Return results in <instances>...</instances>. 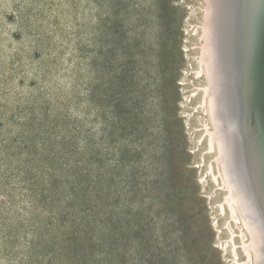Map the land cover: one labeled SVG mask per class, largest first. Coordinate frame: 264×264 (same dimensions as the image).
<instances>
[{
	"label": "rangeland",
	"instance_id": "obj_1",
	"mask_svg": "<svg viewBox=\"0 0 264 264\" xmlns=\"http://www.w3.org/2000/svg\"><path fill=\"white\" fill-rule=\"evenodd\" d=\"M210 18L207 0H0V264L252 258L198 110Z\"/></svg>",
	"mask_w": 264,
	"mask_h": 264
},
{
	"label": "bare ground",
	"instance_id": "obj_2",
	"mask_svg": "<svg viewBox=\"0 0 264 264\" xmlns=\"http://www.w3.org/2000/svg\"><path fill=\"white\" fill-rule=\"evenodd\" d=\"M241 1L242 2L240 3L239 0H236V2L235 0H207L211 10L210 20L214 18L216 22H213V26L211 25V27H209V33L207 32V34H205L207 35L206 37L209 48L206 47L207 42L204 41L202 35V41L206 43L205 46L203 42H201V47L196 46V48L199 49V54L197 57L198 61L196 62L198 71L201 69L200 72H202V74L206 73L204 78L197 76L199 79L204 81L203 84H201V86L198 88V93H200V104L198 106V110L202 113V115L205 116H210L209 114H212L213 119L217 121V125L220 127L219 130H216L218 131L221 139L220 150L222 151H218V155L221 156V159H218V155V157L216 156V159L223 162V173L226 172V174L224 177V174L222 173L223 177H221V180H218V185L220 188L225 190L226 203L229 204L228 206H230L228 208L238 212L239 217L241 216V221H243L242 226H244L246 230L248 229V234H251L250 237L249 235H246L248 238H245L246 240H244L243 235L245 232L243 230L244 233L240 237L242 238L240 240L243 243V247L242 244L241 247L244 248L245 251L253 250L252 258L248 252L246 253L244 251V253H246L249 258L247 259L248 261H245V263L238 259L236 260L237 263L234 264H264V214L260 213L262 212L259 208L260 206L257 205L256 198L253 197V195H255L254 192L256 185L260 186L264 191V179H260L262 175L261 173L263 172L258 161L256 160V155L262 154L264 151V108L262 114L260 115L259 110L262 108V105L257 103V95H259V92L256 94V91L253 87L252 90H250V96L246 97L244 94L246 86H241L242 92L239 93L238 102H236L238 105L230 100L231 95L235 93V84H241V81L239 77V70L236 71L232 67L226 56V53L229 55L227 48L229 49L230 43L227 37H229L230 31L229 24L234 21L233 14L238 11V14L241 15L244 13L245 17L248 16V12H246L247 6L243 7L245 0ZM209 21H207V23ZM226 22H228V24ZM207 23H204L200 27V29L204 32L205 28L208 27ZM240 37H242V35H240ZM259 37V35H256L257 42ZM236 40L239 42L238 44L241 43V39L238 36ZM238 44L236 45V48L238 47ZM232 50L234 49L232 48ZM239 54L235 55V58L238 57L237 62L243 59V57L239 58ZM263 56V54L260 55V57ZM239 65L241 66V62H239ZM226 72H228V74H226ZM259 84H263V81H260ZM211 89L212 93L214 92L213 95L211 93ZM194 90H196V88ZM238 106H240V109H238L237 113L235 114L234 111H236ZM233 114L235 115L232 116ZM215 123L213 122V125ZM250 123L253 125L252 128H250ZM208 124L209 123H203L204 128L202 127V131L207 132L206 137L209 142V147L211 148V146H214V149L216 150L217 146L214 145L215 142L213 140L216 135V131L214 132L212 127H208ZM233 124L238 126V129L240 130L239 133L242 135L240 138L243 141V146L236 149L234 148L236 142L235 140L238 138V136L231 132V127ZM217 125L214 126L216 127ZM245 128L248 129L247 133L243 132ZM244 150L246 152L245 154L243 153ZM246 155L252 160L250 165L253 167L255 172H257V177H255L254 173L251 171L253 175V179L251 180L245 178V166L247 163L244 164V158ZM212 175H214L213 172ZM222 206V208H224L223 204ZM230 213L232 214V212ZM234 214L236 215V213ZM233 221L234 223L236 222L235 220ZM237 226L239 227V225ZM228 229L230 230V236L232 237L231 250L237 254V245L234 239L235 231L232 229L231 223H229ZM234 257L236 259V256Z\"/></svg>",
	"mask_w": 264,
	"mask_h": 264
},
{
	"label": "water",
	"instance_id": "obj_3",
	"mask_svg": "<svg viewBox=\"0 0 264 264\" xmlns=\"http://www.w3.org/2000/svg\"><path fill=\"white\" fill-rule=\"evenodd\" d=\"M239 2L241 3L242 1L239 0ZM244 6H247L246 12H248V16L245 17L244 13L240 15L238 14L239 12L236 11V13L233 14L234 21L229 24L230 31L229 37H227L230 46L229 49L227 48L229 55L226 53V56L232 67L236 71L239 70L241 81V84H235V93L231 95L230 100H232L233 103L238 102V95L242 92L241 86H246L244 92L246 97L250 96V90H252L253 87L256 94L259 92V95H257V103L262 105V108L259 110L261 115L264 108V56L260 57L261 54L264 55V0H245L243 7ZM226 23L228 24V22ZM240 35H242V37H240ZM256 35L260 36L258 42ZM237 36L241 39L240 44H238L239 42L236 40ZM237 44L238 47L236 48ZM232 48L234 50H232ZM237 54L240 55L239 58L243 57V59H241L242 61H239L241 62V66L239 62H237L238 57L235 58ZM260 81H263V84H259ZM238 109H240V106L234 111L235 114ZM243 132L247 133V129L243 130ZM256 160L263 172L261 173L260 179H264V151L262 154L256 155Z\"/></svg>",
	"mask_w": 264,
	"mask_h": 264
}]
</instances>
